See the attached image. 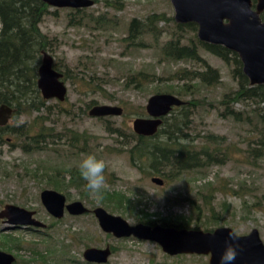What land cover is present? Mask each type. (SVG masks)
<instances>
[{"label":"rangeland","instance_id":"rangeland-1","mask_svg":"<svg viewBox=\"0 0 264 264\" xmlns=\"http://www.w3.org/2000/svg\"><path fill=\"white\" fill-rule=\"evenodd\" d=\"M107 1L120 7L107 6ZM150 14L162 18L134 45L128 44L123 38L129 21H144ZM174 24L168 0H97L79 11L47 7L38 23L46 41L41 50L52 57L53 65L64 76L65 98L61 102L45 100L47 108L8 120L14 126L31 123L41 112L43 125L51 131L42 150L23 152L17 140L9 144L12 136H7L6 144H0V209L7 203L15 204L33 210L34 217L45 224L43 228L13 227L2 232L21 238V248H10L0 234V250L11 253L16 264H91L83 260L82 250L105 245L113 250L104 264H207V255L170 256L152 241L114 238L100 230L90 212L79 216L64 213L55 219L40 203L39 192L43 189L60 192L67 202L79 200L89 209L101 206L128 224L183 219L189 227L197 225L201 230L227 226L236 234H246L256 228L264 243V147L259 156L249 153L250 148L258 147L260 124L256 113L261 107L249 99L230 98L226 100L228 108L241 119L224 114L223 96L236 90V81L230 74L232 66L204 49H197L198 56L217 71L218 82L205 85L196 79L181 78L178 71L202 70L204 64L197 60H173L161 54L162 44L175 32ZM181 34L186 44L196 38L187 27ZM40 56L39 52V61ZM137 72L148 76L141 86L126 80ZM184 89L192 95H185ZM155 93L194 101L183 132L195 148L204 135L211 134L218 148L214 150V144L209 142V149L225 153L224 159L216 153L219 163L181 172L161 186L132 167L126 147L121 146L126 139L117 136L114 128L128 135L131 120L144 113L147 97ZM88 104L116 105L122 113L90 117ZM78 132L88 135L83 149L80 142L69 146L68 135ZM87 154L104 159L105 189L130 198L136 203L133 210L122 213L113 204L104 206L101 199H95L86 190L78 165ZM47 182L64 189H55ZM185 198L191 199L193 205ZM209 200L210 208L204 204ZM3 225L0 220V228Z\"/></svg>","mask_w":264,"mask_h":264},{"label":"trees","instance_id":"trees-1","mask_svg":"<svg viewBox=\"0 0 264 264\" xmlns=\"http://www.w3.org/2000/svg\"><path fill=\"white\" fill-rule=\"evenodd\" d=\"M96 1L93 0V2ZM251 1L254 3L255 0ZM106 3L107 6L120 7L112 1ZM46 7L40 0H0V104L3 103L13 108L11 120H15L20 114L30 115L33 111L47 108L45 107V99L41 97L36 88L39 52L44 49L46 42L45 37L38 29V23L41 17L47 13ZM259 16L264 21V10ZM160 18L162 17L157 14H150L144 21L132 18L128 23L126 36L123 39L128 44L134 45L140 36L153 30V24L160 21ZM174 26L175 32L171 38L162 44L161 54L173 60H197L204 64H202L204 66L202 70L186 71L182 69L178 71L177 74L181 78L196 79L205 85H214L218 82L219 74L217 71L198 56L197 49H204L232 66L230 74L236 81V90L232 92V95L230 93L223 96L224 114L231 116L234 120L241 119L237 112L228 108L226 100L230 98L242 101L249 99L253 104L260 105L261 108L256 113L260 124L258 147L250 148L249 153L252 156L261 155L263 153L261 152L262 147H264V85H249L246 76L241 71V63L237 55L223 46L200 42L195 37L192 39L194 43L191 40L189 44L183 42L184 37L181 34L183 28H189L195 36L196 25L194 23H175ZM53 68L58 70L54 65ZM63 78L64 76H62ZM126 80L135 83L136 86H141L142 83L148 81V76L144 72H137L129 75ZM183 93L192 95L188 89H184ZM193 104L194 101L186 100L184 104L172 107L169 111L170 114L162 117L160 126L151 136L136 135L132 131H129L128 135H123L121 131L114 128L117 136L126 139L121 143V146L126 147L125 151L129 164L145 176L160 177L163 180L162 185H164L181 172L192 168H201L213 162L219 163L220 156L218 155H222L221 159H224L225 153L218 154L219 151H214L217 150L218 146L217 142L211 140V134L204 135L197 148L188 141L183 130L187 127V118ZM89 106L91 104L86 105V107ZM174 110H177V113H173ZM41 118L40 112L31 119V123L23 122L16 126L7 123L0 126V144H6L8 142L7 136H12L9 144H13L12 141L17 140V145L23 152L42 150L51 136V131L45 128L43 125L45 120ZM87 140L88 135L85 132L68 135L69 146L71 147L74 146V143L80 142V148L83 149ZM209 142L214 144V150L209 149ZM47 185L59 190L64 189L62 185L54 182H47ZM101 201L104 206L113 204L115 209H119L122 213L126 210H133L136 205L122 193L106 189L103 191ZM185 201L193 205L191 199ZM204 204L208 208L211 206L210 200L205 201ZM195 209L199 213L197 206ZM211 213H213L212 209ZM141 222L149 225L154 224L151 221L141 220ZM158 224L175 228L198 229L197 225L189 227L183 219L174 222L162 221ZM211 229L203 227L202 230ZM0 234L10 248H21V243H23L21 238L13 236L10 232L2 233L0 231ZM110 250L112 252L113 248L110 247ZM35 253L44 260V257L40 256L41 254ZM13 264H16L15 260Z\"/></svg>","mask_w":264,"mask_h":264},{"label":"water","instance_id":"water-1","mask_svg":"<svg viewBox=\"0 0 264 264\" xmlns=\"http://www.w3.org/2000/svg\"><path fill=\"white\" fill-rule=\"evenodd\" d=\"M56 8H85L93 0H40ZM173 9V20L177 24L194 23L196 38L200 42L218 44L234 52L240 63L241 71L249 85H264V21L259 14L264 10V0H168ZM40 61L36 69V88L45 100H64L66 86L61 72L53 68L52 57L44 50L40 51ZM185 101L169 93H155L147 97L145 116L131 120L132 132L136 135L151 136L156 132L172 107L180 106ZM13 108L0 104V126L8 123ZM122 109L116 105L93 104L87 111L90 117L119 116ZM150 182L157 186L163 184L158 176H151ZM39 200L45 211L59 219L66 212L72 216L91 213L101 231L114 238L133 237L139 240L155 242L167 255L200 254L207 255V264H221L220 257L230 227L217 226L211 230L194 228H175L149 225L142 222L128 224L119 215L110 214L101 206L87 208L81 201L67 202L65 196L53 189L39 192ZM35 212L15 204L7 203L0 209V220L4 224L0 231L13 227L43 228L45 224L34 217ZM236 234V233H235ZM239 245L238 256L233 264H264V243L256 228L246 234H236ZM111 254L110 247L89 246L82 250L85 262L104 264ZM14 256L0 250V264H13Z\"/></svg>","mask_w":264,"mask_h":264},{"label":"clouds","instance_id":"clouds-1","mask_svg":"<svg viewBox=\"0 0 264 264\" xmlns=\"http://www.w3.org/2000/svg\"><path fill=\"white\" fill-rule=\"evenodd\" d=\"M106 163L104 159L95 154H87L79 162L78 169L81 178L86 182L85 187L95 199H102L103 191L107 186L105 177ZM229 242L220 257L221 264H233L238 256L239 245L235 243L238 239L235 233H229Z\"/></svg>","mask_w":264,"mask_h":264},{"label":"flooded vegetation","instance_id":"flooded-vegetation-1","mask_svg":"<svg viewBox=\"0 0 264 264\" xmlns=\"http://www.w3.org/2000/svg\"><path fill=\"white\" fill-rule=\"evenodd\" d=\"M46 5V4H45ZM47 7H53V6H48V5H46ZM47 7H46V12H47ZM53 8H56V7H53ZM60 8H67V7H60ZM69 9H73V10H77V9H75V8H69ZM78 9H81V8H78ZM41 51V50H40ZM92 106V105H91ZM91 106H89L88 107V109L91 107ZM88 111V110H87ZM88 115V114H87ZM89 116V115H88ZM143 116H145V110H144V113L141 115V116H137V117H143ZM131 131H132V129H131ZM66 199V198H65ZM66 213V212H65ZM87 214V213H86ZM64 215V214H63ZM72 216V215H71Z\"/></svg>","mask_w":264,"mask_h":264}]
</instances>
